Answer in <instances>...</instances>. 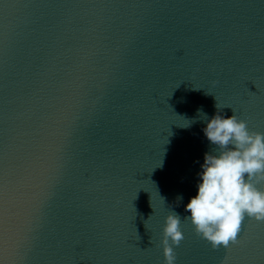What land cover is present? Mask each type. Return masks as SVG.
<instances>
[{
	"label": "water",
	"instance_id": "water-1",
	"mask_svg": "<svg viewBox=\"0 0 264 264\" xmlns=\"http://www.w3.org/2000/svg\"><path fill=\"white\" fill-rule=\"evenodd\" d=\"M217 103L264 133V0H0V264H164L171 210L176 264H264L183 220Z\"/></svg>",
	"mask_w": 264,
	"mask_h": 264
},
{
	"label": "clouds",
	"instance_id": "clouds-1",
	"mask_svg": "<svg viewBox=\"0 0 264 264\" xmlns=\"http://www.w3.org/2000/svg\"><path fill=\"white\" fill-rule=\"evenodd\" d=\"M216 108L210 120L203 114L204 135L216 152L205 154L198 192L185 206L190 215L183 217L213 250L235 244L245 218L264 223V192L257 187L264 183V133L250 131L234 113L224 118L218 103ZM182 200L177 197V205ZM181 224L174 210L165 217L159 244L164 264H176L175 249L185 239Z\"/></svg>",
	"mask_w": 264,
	"mask_h": 264
},
{
	"label": "snow or ice",
	"instance_id": "snow-or-ice-1",
	"mask_svg": "<svg viewBox=\"0 0 264 264\" xmlns=\"http://www.w3.org/2000/svg\"><path fill=\"white\" fill-rule=\"evenodd\" d=\"M241 226H242V225H241ZM241 231H242V227H241V230H240V232H241ZM240 232H239V233H240ZM237 238H238V237H237Z\"/></svg>",
	"mask_w": 264,
	"mask_h": 264
}]
</instances>
